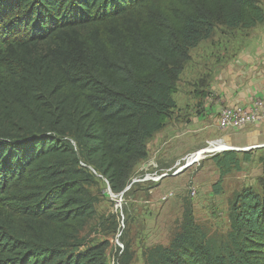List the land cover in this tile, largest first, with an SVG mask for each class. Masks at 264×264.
<instances>
[{
	"label": "trees",
	"instance_id": "obj_1",
	"mask_svg": "<svg viewBox=\"0 0 264 264\" xmlns=\"http://www.w3.org/2000/svg\"><path fill=\"white\" fill-rule=\"evenodd\" d=\"M263 1L0 0V264H108L109 243L88 233L93 189L125 192L177 108L192 52L222 28L263 24ZM213 159L220 194L251 154ZM229 225L212 236L189 205L145 264H264V193H237Z\"/></svg>",
	"mask_w": 264,
	"mask_h": 264
},
{
	"label": "rangeland",
	"instance_id": "obj_2",
	"mask_svg": "<svg viewBox=\"0 0 264 264\" xmlns=\"http://www.w3.org/2000/svg\"><path fill=\"white\" fill-rule=\"evenodd\" d=\"M261 6L264 9V1ZM243 62V66L238 64ZM175 100L176 110L150 141L149 156L138 165L125 192L113 196L105 181L93 189L100 203L88 233L96 244L109 243L108 264H113L121 230L119 241L133 254L132 264H145L149 248L168 246L179 232L185 207L191 205L196 222L221 238L229 231L236 194L247 189L264 193V124L239 131H225L218 125L226 108H246L264 100V23L235 33L222 28L204 41L192 52ZM230 149L247 150L251 159L222 179L217 194L221 173L213 158ZM236 152L243 159L244 152ZM188 162L195 163L187 167Z\"/></svg>",
	"mask_w": 264,
	"mask_h": 264
},
{
	"label": "built area",
	"instance_id": "obj_3",
	"mask_svg": "<svg viewBox=\"0 0 264 264\" xmlns=\"http://www.w3.org/2000/svg\"><path fill=\"white\" fill-rule=\"evenodd\" d=\"M261 124H264V100H257L251 106L246 108L243 107L226 108L220 113L218 120L219 127L225 131H229V130L239 131L248 125H261ZM189 162L187 163V166H191L192 164L195 163L192 162L191 165H189ZM166 176L167 174L163 175L162 177L159 178V180H161ZM104 181L108 186L109 193H111L114 196V194L111 192L108 182L106 180ZM122 236H123V231L121 230L118 233L117 236L118 241L116 242L119 256H121L125 251V246L119 241L120 238H122Z\"/></svg>",
	"mask_w": 264,
	"mask_h": 264
},
{
	"label": "water",
	"instance_id": "obj_4",
	"mask_svg": "<svg viewBox=\"0 0 264 264\" xmlns=\"http://www.w3.org/2000/svg\"><path fill=\"white\" fill-rule=\"evenodd\" d=\"M229 151L247 152V150H243V149H230Z\"/></svg>",
	"mask_w": 264,
	"mask_h": 264
},
{
	"label": "crops",
	"instance_id": "obj_5",
	"mask_svg": "<svg viewBox=\"0 0 264 264\" xmlns=\"http://www.w3.org/2000/svg\"><path fill=\"white\" fill-rule=\"evenodd\" d=\"M239 65H244V62L243 63H238ZM232 71H233V69H232ZM236 72L235 71H233V74H235ZM228 76H231V71L229 72V74H228Z\"/></svg>",
	"mask_w": 264,
	"mask_h": 264
},
{
	"label": "bare ground",
	"instance_id": "obj_6",
	"mask_svg": "<svg viewBox=\"0 0 264 264\" xmlns=\"http://www.w3.org/2000/svg\"><path fill=\"white\" fill-rule=\"evenodd\" d=\"M214 145V144H213ZM215 146H217V145H215ZM228 147V146H227ZM262 147H264V146H262ZM217 150H221V147L220 146H218V148H216ZM224 149V148H223ZM225 150V149H224Z\"/></svg>",
	"mask_w": 264,
	"mask_h": 264
},
{
	"label": "clouds",
	"instance_id": "obj_7",
	"mask_svg": "<svg viewBox=\"0 0 264 264\" xmlns=\"http://www.w3.org/2000/svg\"><path fill=\"white\" fill-rule=\"evenodd\" d=\"M188 167V166H187ZM180 173V172H179ZM112 192V191H111ZM113 193V192H112Z\"/></svg>",
	"mask_w": 264,
	"mask_h": 264
}]
</instances>
